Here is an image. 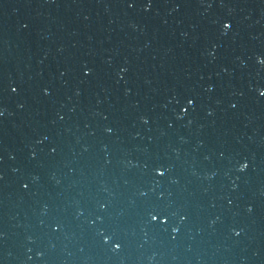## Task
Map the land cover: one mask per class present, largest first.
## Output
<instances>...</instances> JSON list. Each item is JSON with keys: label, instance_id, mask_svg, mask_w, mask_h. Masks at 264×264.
<instances>
[{"label": "water", "instance_id": "95a60500", "mask_svg": "<svg viewBox=\"0 0 264 264\" xmlns=\"http://www.w3.org/2000/svg\"><path fill=\"white\" fill-rule=\"evenodd\" d=\"M0 264H264V0H0Z\"/></svg>", "mask_w": 264, "mask_h": 264}]
</instances>
